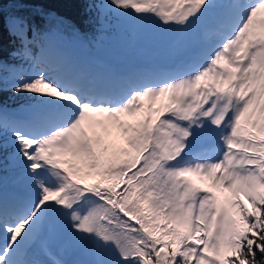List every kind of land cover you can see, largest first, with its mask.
Listing matches in <instances>:
<instances>
[{
    "label": "snow or ice",
    "instance_id": "1",
    "mask_svg": "<svg viewBox=\"0 0 264 264\" xmlns=\"http://www.w3.org/2000/svg\"><path fill=\"white\" fill-rule=\"evenodd\" d=\"M105 8L129 28L195 33V55L173 73L101 75L12 18L9 56L29 62L12 91L36 102L11 121L0 108L19 188L0 178V264H66L38 258L63 229L95 264H264V0Z\"/></svg>",
    "mask_w": 264,
    "mask_h": 264
},
{
    "label": "rangeland",
    "instance_id": "2",
    "mask_svg": "<svg viewBox=\"0 0 264 264\" xmlns=\"http://www.w3.org/2000/svg\"><path fill=\"white\" fill-rule=\"evenodd\" d=\"M106 22H110L113 16L110 13H103L101 16ZM11 25V17H9ZM122 35L131 34L130 39L120 37L121 34L110 31L107 38L102 39L101 48L94 49L85 46L78 37L68 32L56 28L50 33L54 37V43L65 55L73 59L75 62L83 66L85 69L102 75V66L106 69L108 75H112L107 67L110 59L118 60L121 65L122 76H126L125 72L129 71L130 75L139 76L142 74H161L173 73L182 64L191 60L195 55L198 44V36L195 33L185 34L179 30H165L155 25H147L140 29L129 28L122 23L119 25ZM109 30H112L109 28ZM117 38V44L114 40ZM121 38V39H120ZM47 41H40L41 47ZM120 45V46H119ZM84 58H83V57ZM28 67L12 68L7 74L2 75V83L15 81L17 72H27ZM128 75V76H130ZM29 107H23L18 111H11L12 115H19L27 112ZM5 139L9 140L10 134ZM10 150H13L12 147ZM6 169L0 173L2 178L4 191L9 194L8 186H17V170L13 167L12 162L5 163ZM6 170V171H5ZM66 239V244L63 242ZM40 243L44 246L49 254L56 260L65 261V257L72 251L80 252L83 255L93 259L95 262L100 257L86 245L78 242L67 229L61 230L57 235H46ZM70 244V245H68ZM71 244L74 245L71 247Z\"/></svg>",
    "mask_w": 264,
    "mask_h": 264
},
{
    "label": "trees",
    "instance_id": "3",
    "mask_svg": "<svg viewBox=\"0 0 264 264\" xmlns=\"http://www.w3.org/2000/svg\"><path fill=\"white\" fill-rule=\"evenodd\" d=\"M105 4L106 0H0V60L5 64V67L0 69V76L12 67L29 66L27 60L9 56L10 52L20 47L19 40L9 33V17H24L43 33H50L56 28L67 30L88 48L99 49L103 47L102 39L107 38L110 31L121 34V38L124 36L130 39L128 34L122 35L120 22L114 16L110 22L101 17L103 13H108ZM28 36L32 37L31 31ZM43 40L44 37H38L30 46L34 55L40 53L39 43ZM114 43L118 45L117 38ZM12 86L13 84L2 83L0 78V108L4 110L8 121L15 119L9 114L10 110L30 107L36 102L29 93L12 91ZM10 149L11 146L0 151V173L6 169L5 163H9L7 155L12 151Z\"/></svg>",
    "mask_w": 264,
    "mask_h": 264
},
{
    "label": "bare ground",
    "instance_id": "4",
    "mask_svg": "<svg viewBox=\"0 0 264 264\" xmlns=\"http://www.w3.org/2000/svg\"><path fill=\"white\" fill-rule=\"evenodd\" d=\"M102 70H103V69H102ZM127 73H128L127 75H130V72H127ZM102 75H108V74H107V72H105V71L103 72V71H102Z\"/></svg>",
    "mask_w": 264,
    "mask_h": 264
}]
</instances>
